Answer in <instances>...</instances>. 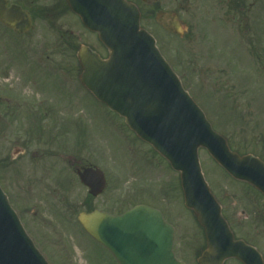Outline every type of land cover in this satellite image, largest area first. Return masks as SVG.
<instances>
[{"label":"rangeland","instance_id":"obj_1","mask_svg":"<svg viewBox=\"0 0 264 264\" xmlns=\"http://www.w3.org/2000/svg\"><path fill=\"white\" fill-rule=\"evenodd\" d=\"M258 1L247 27L153 35L213 129L233 150L264 160V0ZM23 5L33 9L29 0ZM31 19L33 29L23 36L0 31V91L11 98L0 108V185L37 248L49 264H113L82 231L78 214L147 204L174 219L180 258L195 264L203 239L183 206L178 174L85 92L76 48L49 47L48 33ZM15 148L22 152L10 160ZM71 157L93 161L104 173L100 196L88 197L76 182ZM199 161L211 190L232 186L204 150Z\"/></svg>","mask_w":264,"mask_h":264},{"label":"water","instance_id":"obj_2","mask_svg":"<svg viewBox=\"0 0 264 264\" xmlns=\"http://www.w3.org/2000/svg\"><path fill=\"white\" fill-rule=\"evenodd\" d=\"M68 3L84 27L97 33L110 52L103 60L86 47L79 49L80 83L180 174L184 205L193 212L206 237L207 246L198 264H223L231 257L248 264L243 261L241 243L231 237L204 180L198 150L205 149L231 177L249 183L263 195L264 163L252 155L231 152L226 140L212 130L156 49L154 39L140 29L133 5L125 0ZM0 21L17 34L31 28L29 14L16 6L8 8L7 0H0ZM78 175L93 197L104 190L101 171L86 169ZM78 220L119 264H180L170 261L171 228L148 207H136L120 217L94 211L80 214ZM163 245V251L157 250ZM0 264H47L1 189ZM258 264H263L260 258Z\"/></svg>","mask_w":264,"mask_h":264},{"label":"flooded vegetation","instance_id":"obj_3","mask_svg":"<svg viewBox=\"0 0 264 264\" xmlns=\"http://www.w3.org/2000/svg\"><path fill=\"white\" fill-rule=\"evenodd\" d=\"M127 1H130L137 8L140 16V26L147 32H160L163 34L183 32L182 36L189 32H203V29H208V27H211L210 25L225 29L250 26L254 22L250 20V17H255L259 6L258 0ZM24 2L25 0H16L13 4L27 10L23 5ZM42 2V7L45 8H37V0H29V4L32 5L33 9L27 11L34 18V21L39 23L41 29L44 28L45 32L48 33V40L44 43L49 47L76 48L81 44H87L93 48V41L97 43V48L101 47L97 36L82 26L79 18L72 13L65 0H54V2L53 0H44ZM56 7L58 8L57 12L55 11ZM0 29H4L8 34H11V31L5 29L1 23ZM79 29L84 32L86 40L78 35L80 33ZM63 34L75 35L76 38L71 37V42H68L66 38H63ZM4 101H8V99H5L2 91H0V108L2 109ZM68 164L72 174H75L78 170L82 171L85 168L95 167L93 161L88 163L87 160L81 157H71ZM227 178L232 186L219 187L213 191L221 207L222 217L227 223L233 239L240 241L243 247V261L248 264L256 263L255 253L258 252L264 263V197L250 185L235 181L229 176ZM80 186L84 189L81 184ZM148 206L159 211L164 221L173 228L171 253L176 260L184 262L180 258L184 245L177 236L174 219L164 209ZM121 208L127 210L130 207L123 204ZM122 212L124 211L114 215ZM205 245L206 242L203 241L199 250L200 253L205 249ZM97 246L108 254L113 264H118L109 252L100 245L97 244ZM196 260H194L195 264H197ZM223 264L244 263L238 259L230 258L225 260Z\"/></svg>","mask_w":264,"mask_h":264}]
</instances>
